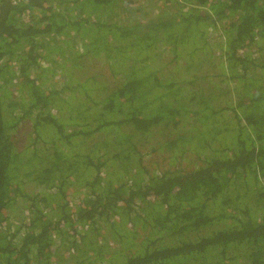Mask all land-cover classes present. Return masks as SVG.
Here are the masks:
<instances>
[{
	"label": "trees",
	"instance_id": "16d2710c",
	"mask_svg": "<svg viewBox=\"0 0 264 264\" xmlns=\"http://www.w3.org/2000/svg\"><path fill=\"white\" fill-rule=\"evenodd\" d=\"M0 264H264V0H0Z\"/></svg>",
	"mask_w": 264,
	"mask_h": 264
},
{
	"label": "rangeland",
	"instance_id": "374dc122",
	"mask_svg": "<svg viewBox=\"0 0 264 264\" xmlns=\"http://www.w3.org/2000/svg\"><path fill=\"white\" fill-rule=\"evenodd\" d=\"M57 69V68H56ZM73 93V92H72ZM67 96H69V97H71V96H73V97H75V98H72V99H70V98H68L67 100L69 101V103H70V105H73V104H76L77 103V101H76V98H79V99H82V97L80 98V97H77V96H74V94L73 95H67ZM64 98H67L66 96H64ZM83 100V99H82ZM54 103H55V100L53 101ZM56 102H57V100H56ZM60 103V102H59ZM61 105H62V107L65 109V107L67 106L66 104V102H64V103H60ZM90 106H92L91 104H90ZM89 106V107H90ZM84 119H85V122L87 123V121L89 122L90 120H91V116L89 115V117H85L84 116ZM85 123V124H86ZM89 124V123H88Z\"/></svg>",
	"mask_w": 264,
	"mask_h": 264
},
{
	"label": "built area",
	"instance_id": "2783aa9c",
	"mask_svg": "<svg viewBox=\"0 0 264 264\" xmlns=\"http://www.w3.org/2000/svg\"><path fill=\"white\" fill-rule=\"evenodd\" d=\"M19 1H21V0H19Z\"/></svg>",
	"mask_w": 264,
	"mask_h": 264
}]
</instances>
